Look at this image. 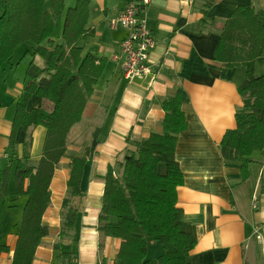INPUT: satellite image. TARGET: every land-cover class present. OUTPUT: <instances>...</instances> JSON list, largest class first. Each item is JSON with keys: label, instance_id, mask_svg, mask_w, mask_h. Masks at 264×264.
Wrapping results in <instances>:
<instances>
[{"label": "crops", "instance_id": "0c3cea01", "mask_svg": "<svg viewBox=\"0 0 264 264\" xmlns=\"http://www.w3.org/2000/svg\"><path fill=\"white\" fill-rule=\"evenodd\" d=\"M131 1L138 0H88L86 28L92 37L81 43L83 54L106 60L77 124L83 127L74 134L82 139L91 133L90 143L82 151H75L76 156H68L69 152L73 155L74 141L67 143L66 155L50 183V204L42 217L49 235L36 249L32 264H117L121 241L97 231L107 168L114 167L118 172L115 165L130 149L128 139L139 142L161 132L165 115L161 103L177 92L187 124L175 147V160L183 175V184L177 189V207L196 232L191 264H264V149L254 151L249 157L245 178L241 162L225 160L220 152L223 136L236 128V115L245 111L238 93L245 69L228 68L215 60L220 32L233 11L237 7L264 11V0H149L147 28L155 41L148 63L151 74L129 83L122 75L120 63L112 59L119 55L126 33L121 29L111 30L109 21L118 17ZM206 1L211 3L207 9ZM62 2L67 10L77 0ZM29 52L35 64L37 56H33L32 47ZM12 59L13 56L0 70V174L9 165V136L25 80V76L13 80ZM254 70L258 76L264 74V54L257 59ZM38 108L50 110L52 104L31 97L27 112ZM30 133L32 147L27 165L39 161L45 130L38 127ZM94 139L97 146L84 165L80 181L82 197L71 203L78 210L74 228L62 239L69 246L71 259L62 263L54 246L60 239L68 165L72 158L81 157ZM23 142L24 133L19 129L15 146L19 158H22ZM11 178L15 183L14 166L7 196L0 206L10 195ZM15 194L16 183L6 213L14 212L17 207L23 211L26 198ZM18 199L22 204L17 203ZM14 220L10 233L2 239L4 244H0L8 247L7 253H0V264H11L21 222L17 216ZM0 226L3 235L7 228L4 224Z\"/></svg>", "mask_w": 264, "mask_h": 264}, {"label": "trees", "instance_id": "16d2710c", "mask_svg": "<svg viewBox=\"0 0 264 264\" xmlns=\"http://www.w3.org/2000/svg\"><path fill=\"white\" fill-rule=\"evenodd\" d=\"M210 5L205 2L206 9ZM88 6V0H77L67 10L62 0H0V70L23 43H30L33 56L44 61L43 69L30 62L25 73L9 136V165L0 174V204L7 196L13 166L15 195L26 198L11 264H32L36 249L49 235L42 217L50 204V183L66 155L68 134L80 122L106 64L103 58L83 54L81 43L92 37L86 28ZM263 54L264 11L237 7L220 32L215 60L228 68L245 69V79L238 87L245 111L236 115V128L227 131L220 142L225 160L241 162L243 178L251 154L264 149V74L258 76L254 70ZM33 96L52 108L27 112ZM161 108L165 113L161 132L139 142L128 139L130 149L115 165L118 172L109 166L105 175L97 231L121 241L117 264H191L196 232L177 207L183 175L175 160V147L178 135L187 127L180 93L165 99ZM38 127L45 130L41 157L35 165H27L32 147L30 130ZM19 129L24 133L22 158L15 151ZM96 146L94 139L84 154L72 158L68 165L60 239L54 246L62 263L71 259L69 246L62 239L73 230L78 213L71 203L82 197L83 168ZM150 244L163 248L162 255L153 261L147 259ZM7 252L8 247L0 246V253Z\"/></svg>", "mask_w": 264, "mask_h": 264}, {"label": "built area", "instance_id": "2783aa9c", "mask_svg": "<svg viewBox=\"0 0 264 264\" xmlns=\"http://www.w3.org/2000/svg\"><path fill=\"white\" fill-rule=\"evenodd\" d=\"M148 5L149 0L131 1L118 17L109 21L111 30L121 29L126 33L119 55L112 59L120 63L122 75L129 83L151 74L148 63L155 41L147 28Z\"/></svg>", "mask_w": 264, "mask_h": 264}, {"label": "rangeland", "instance_id": "374dc122", "mask_svg": "<svg viewBox=\"0 0 264 264\" xmlns=\"http://www.w3.org/2000/svg\"><path fill=\"white\" fill-rule=\"evenodd\" d=\"M32 45L30 43H23L18 45L15 48L14 54H13V65L14 68L12 70V77L13 80H21L22 78H24L26 70L29 66V63L31 62V55L29 52V48L31 49ZM33 49V48H32ZM35 64L44 65V61L40 58V57H36V61ZM83 126L80 125H76L75 127H73L68 135V139H67V143L70 144L72 142V140L74 141L72 144V151H73V155L72 153H68V156H76L75 151H82L83 148L85 147V145L87 144V142L90 143L89 140V134L88 137H84L82 139H80L81 137L77 138L74 137V134L76 131H78L79 129H81ZM74 138V139H73ZM82 140V142H81ZM36 163H34L33 165H35ZM13 178H11V192L10 195L6 198L5 202L0 206V224L1 225H6L7 231L4 230L3 235H0V244H4V241L2 239H5L7 237V235L10 233V227L15 223L14 217L17 216L19 219H21V213H22V208L21 207H17L15 209H13L14 212H5V207L8 203L11 202V196L14 190V186L15 183L13 182ZM25 200V199H24ZM17 203H21V199H18ZM19 206V205H18ZM11 213V214H10ZM1 227L0 226V232H1ZM2 240V241H1ZM163 252V248L161 245L159 244H150L148 246V255L147 257L151 260L154 257H157L159 255H161Z\"/></svg>", "mask_w": 264, "mask_h": 264}]
</instances>
